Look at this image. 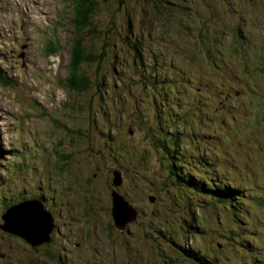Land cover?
<instances>
[{
    "label": "rangeland",
    "instance_id": "rangeland-1",
    "mask_svg": "<svg viewBox=\"0 0 264 264\" xmlns=\"http://www.w3.org/2000/svg\"><path fill=\"white\" fill-rule=\"evenodd\" d=\"M98 2L78 93L70 1L0 0V212L42 201L55 238L0 233V264H264V0Z\"/></svg>",
    "mask_w": 264,
    "mask_h": 264
},
{
    "label": "water",
    "instance_id": "water-1",
    "mask_svg": "<svg viewBox=\"0 0 264 264\" xmlns=\"http://www.w3.org/2000/svg\"><path fill=\"white\" fill-rule=\"evenodd\" d=\"M116 179V183L120 185L119 174ZM113 197L115 225L118 228H123L129 221L135 220L137 211L122 196L114 193ZM7 212L6 224L3 227L5 231L20 236L35 247L50 243L52 216L46 213L40 202L27 201L11 207Z\"/></svg>",
    "mask_w": 264,
    "mask_h": 264
},
{
    "label": "trees",
    "instance_id": "trees-1",
    "mask_svg": "<svg viewBox=\"0 0 264 264\" xmlns=\"http://www.w3.org/2000/svg\"><path fill=\"white\" fill-rule=\"evenodd\" d=\"M69 1L71 3L73 9V15H74L73 20H70V24L73 28V31L76 32V34L73 39L71 62L68 66L69 68L68 86L71 90L81 93L90 89V79L86 77L87 71L85 69L84 70L82 69L85 63H93L103 60L106 57V52L103 51L98 54L91 53L88 51L85 44L86 43L85 38L87 37V35L85 36V30L87 28L91 34L96 35L100 33V31H98L97 28L89 29L92 23L91 20L93 17H95L96 12L98 11V4H99L98 0H69ZM49 51H51V53L54 55L57 53V50L55 48L50 49ZM221 189L223 190V188ZM222 190H221V194L223 196L221 195L220 196L221 198L225 196V191L223 192ZM226 195L229 194L226 193ZM217 230L213 232L215 233ZM210 232L205 230V233L207 234L206 236L208 235L210 236L212 233ZM183 251H187V250L183 249ZM192 257H195V254ZM198 258H200V260H204L203 257H198Z\"/></svg>",
    "mask_w": 264,
    "mask_h": 264
},
{
    "label": "flooded vegetation",
    "instance_id": "flooded-vegetation-1",
    "mask_svg": "<svg viewBox=\"0 0 264 264\" xmlns=\"http://www.w3.org/2000/svg\"><path fill=\"white\" fill-rule=\"evenodd\" d=\"M25 45V44H24ZM23 45V46H24ZM24 56H25V54H24ZM25 60V59H24ZM51 191V190H50ZM53 193H55V194H59V192H57V191H52ZM60 195V194H59ZM35 198V197H34ZM31 200H35V199H33V197L30 199V200H27V201H31ZM26 202V201H25ZM23 203V202H22ZM18 204H21V203H18ZM11 206V205H10ZM9 206V207H10ZM9 209V208H8ZM7 209V210H8ZM6 210V211H7ZM0 212V233L2 234V236L3 237H8V238H10V239H17V240H19V241H21V243L25 246V245H28L29 246V244H27V241L26 240H24L23 238H21L20 236H17V235H14V234H11V233H9V232H7V231H5V229L3 228V227H5V224H6V221H5V216L7 215V213L8 212ZM51 214H52V212H50ZM55 228V227H54ZM2 236H1V238H2ZM3 239V238H2ZM4 240V239H3ZM52 241H55V238L53 237H51V240H50V242H52ZM39 247V246H38ZM3 255H5L4 253H0V256H3ZM1 258H5V257H1Z\"/></svg>",
    "mask_w": 264,
    "mask_h": 264
},
{
    "label": "clouds",
    "instance_id": "clouds-1",
    "mask_svg": "<svg viewBox=\"0 0 264 264\" xmlns=\"http://www.w3.org/2000/svg\"><path fill=\"white\" fill-rule=\"evenodd\" d=\"M106 1H107V0H106ZM50 49H51V48H50ZM50 49H49V50H50ZM199 188H200V187H199ZM49 191H50V188H49L48 192H49ZM223 192H224V190H223ZM54 195H55V194H54ZM225 196H226V193H225ZM52 200L54 201L55 199H52ZM31 201H35V200H31ZM26 202H27V201H26ZM23 203H24V202H23ZM17 205H19V204H17ZM44 209H45V208H44ZM45 211L48 212L49 215H51V213H50L49 211H47L46 209H45ZM112 215H113V214H112ZM52 219H53V218H52ZM52 223H53V220H52ZM30 245H31V244H30ZM193 254H195V257L197 256L196 253L193 252ZM195 257H191V259L194 260ZM198 257H199V256H197V258H198Z\"/></svg>",
    "mask_w": 264,
    "mask_h": 264
},
{
    "label": "bare ground",
    "instance_id": "bare-ground-1",
    "mask_svg": "<svg viewBox=\"0 0 264 264\" xmlns=\"http://www.w3.org/2000/svg\"><path fill=\"white\" fill-rule=\"evenodd\" d=\"M28 88H29V87H28ZM134 109H135V108H134ZM135 121H136V120H135ZM132 207H133V206H132ZM133 208H134V207H133ZM24 218H25V217H24ZM136 218H138V216H136ZM136 218H135V219H136ZM25 219H26V218H25ZM23 230H24V229H23ZM24 231H25V230H24Z\"/></svg>",
    "mask_w": 264,
    "mask_h": 264
}]
</instances>
